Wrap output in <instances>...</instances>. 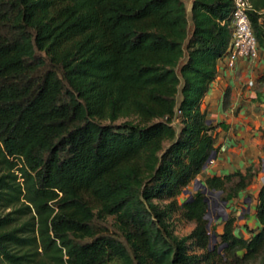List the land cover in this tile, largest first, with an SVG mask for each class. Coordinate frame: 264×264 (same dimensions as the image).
<instances>
[{
    "label": "trees",
    "instance_id": "16d2710c",
    "mask_svg": "<svg viewBox=\"0 0 264 264\" xmlns=\"http://www.w3.org/2000/svg\"><path fill=\"white\" fill-rule=\"evenodd\" d=\"M250 2L264 48V0ZM233 11L234 0L190 12L186 0H0V264H264V186L249 238L233 214L222 234L207 228L202 190L180 200L226 127L202 104ZM256 175L205 186L229 204ZM176 222L192 233L177 237Z\"/></svg>",
    "mask_w": 264,
    "mask_h": 264
},
{
    "label": "crops",
    "instance_id": "0c3cea01",
    "mask_svg": "<svg viewBox=\"0 0 264 264\" xmlns=\"http://www.w3.org/2000/svg\"><path fill=\"white\" fill-rule=\"evenodd\" d=\"M202 110L211 124L226 127H216L212 133L216 158L198 178L245 173L253 167L257 175L239 200L245 198L244 206L253 209L251 216L244 217L256 219L257 198L264 186V48L257 61L240 60L232 70L220 60L218 77L203 99Z\"/></svg>",
    "mask_w": 264,
    "mask_h": 264
},
{
    "label": "rangeland",
    "instance_id": "374dc122",
    "mask_svg": "<svg viewBox=\"0 0 264 264\" xmlns=\"http://www.w3.org/2000/svg\"><path fill=\"white\" fill-rule=\"evenodd\" d=\"M192 1L193 0H186L187 7L189 9V12L191 10L192 6ZM126 120L122 119L117 122V124H122ZM200 182H202L205 185V180L204 178H198ZM187 190L191 191L192 193H195V182L192 184ZM191 196L189 194H185L180 198L181 201L186 200L190 198ZM244 199H241L237 202H231L227 205H223V200L221 195L219 197L216 196H211L209 200L210 204V209L209 213L207 216V219L209 222H211V227H216L217 232L222 234L224 231V225L223 222L225 218H227L230 214L235 215L237 217V222H236V234L238 236H243L245 238L250 237V230L252 229H257L259 228L258 221L254 217H249L248 219L245 218L244 216L246 214H249L250 216L253 214V209L249 208V205L244 206ZM109 227L111 231H114V228L112 226V219L110 218L108 220ZM194 229L193 224L189 223H180L176 222L174 225V231L175 235L179 238H184L189 236ZM219 240L217 239L216 241L212 240V248L215 249L219 246ZM221 253H224V249H221Z\"/></svg>",
    "mask_w": 264,
    "mask_h": 264
},
{
    "label": "built area",
    "instance_id": "2783aa9c",
    "mask_svg": "<svg viewBox=\"0 0 264 264\" xmlns=\"http://www.w3.org/2000/svg\"><path fill=\"white\" fill-rule=\"evenodd\" d=\"M253 11L250 0H234L233 23L235 31L223 58L227 69H235L240 60L255 62L259 59L260 46L251 24ZM264 17V12L261 13ZM213 161L211 162V164Z\"/></svg>",
    "mask_w": 264,
    "mask_h": 264
},
{
    "label": "water",
    "instance_id": "95a60500",
    "mask_svg": "<svg viewBox=\"0 0 264 264\" xmlns=\"http://www.w3.org/2000/svg\"><path fill=\"white\" fill-rule=\"evenodd\" d=\"M208 124H211V121H208ZM216 152H213L211 157L209 158L208 162H207V165L204 167V171L208 169V167L211 165V162L215 160L216 158ZM195 190L196 192H198L199 190H202L203 193L206 195V201L208 202L210 200V197L211 196H216V197H219L222 193L221 192H214V191H211L209 190L202 182H200L198 179L195 181ZM185 194H189L191 197L193 195V193L189 190L185 191ZM223 205H227L226 202H223ZM207 218V217H206ZM228 218V217H227ZM225 218V220L227 219ZM207 228L210 230L211 229V222L208 223V226ZM212 240L213 241H216L217 240V237L216 235H212Z\"/></svg>",
    "mask_w": 264,
    "mask_h": 264
}]
</instances>
